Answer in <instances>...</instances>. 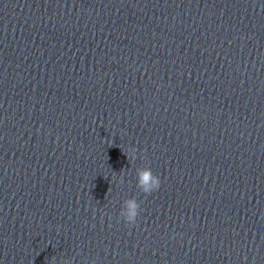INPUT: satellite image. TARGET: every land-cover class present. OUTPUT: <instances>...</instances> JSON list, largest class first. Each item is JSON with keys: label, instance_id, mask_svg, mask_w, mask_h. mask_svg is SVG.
Instances as JSON below:
<instances>
[{"label": "water", "instance_id": "95a60500", "mask_svg": "<svg viewBox=\"0 0 264 264\" xmlns=\"http://www.w3.org/2000/svg\"><path fill=\"white\" fill-rule=\"evenodd\" d=\"M0 264H264V0H0Z\"/></svg>", "mask_w": 264, "mask_h": 264}, {"label": "clouds", "instance_id": "9594fccd", "mask_svg": "<svg viewBox=\"0 0 264 264\" xmlns=\"http://www.w3.org/2000/svg\"><path fill=\"white\" fill-rule=\"evenodd\" d=\"M124 154H126V156L133 161L137 158L136 148L134 147ZM136 178L137 188H139L140 191L145 195L151 194L160 187L159 177L154 175L151 168L149 167L137 168ZM139 214L140 203L137 201V199L129 198L123 201L119 216L126 224L129 226H135Z\"/></svg>", "mask_w": 264, "mask_h": 264}]
</instances>
